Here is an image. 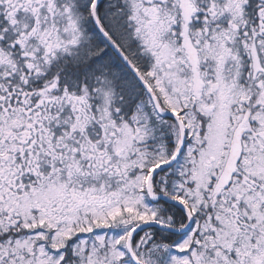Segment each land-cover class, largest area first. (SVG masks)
Instances as JSON below:
<instances>
[{
  "label": "snow or ice",
  "instance_id": "6c2138e0",
  "mask_svg": "<svg viewBox=\"0 0 264 264\" xmlns=\"http://www.w3.org/2000/svg\"><path fill=\"white\" fill-rule=\"evenodd\" d=\"M0 264H264V0H0Z\"/></svg>",
  "mask_w": 264,
  "mask_h": 264
}]
</instances>
